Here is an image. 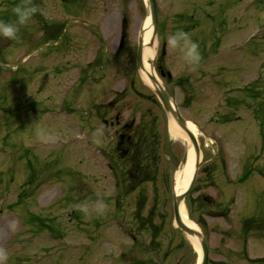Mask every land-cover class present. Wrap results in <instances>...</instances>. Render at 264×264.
I'll return each mask as SVG.
<instances>
[{
  "label": "rangeland",
  "instance_id": "obj_1",
  "mask_svg": "<svg viewBox=\"0 0 264 264\" xmlns=\"http://www.w3.org/2000/svg\"><path fill=\"white\" fill-rule=\"evenodd\" d=\"M32 3L46 20L67 23V41L78 44L69 43L65 51L71 52L63 56L56 47L49 53L44 45L34 50L42 44L44 30L35 13L18 30L34 44L28 38L0 36L4 264H197L199 252L173 221L174 174L186 146L169 132V116L160 102L147 97L152 91L135 66L138 31L148 16L145 0ZM14 5L0 0V20L17 22ZM157 6V51L165 42L163 63L172 79L158 75L183 116L199 127L202 162L185 209L195 222H205L208 264L263 262L264 0H157ZM123 16L127 54L108 59L102 77L81 82L79 68L95 56V48L102 56L116 50ZM177 30H188L197 42V64H187L168 43ZM56 59L67 63L62 74L43 64ZM133 80L136 85L123 98L119 90ZM117 94L110 116L120 112L122 124L135 119L150 130L156 146L149 149L157 164L154 181L144 176V182L132 185L136 171L128 165L130 157L119 159L116 137L102 131L103 104ZM144 150L135 145L137 153ZM80 182L84 184L77 187ZM204 193L215 204L206 202L200 209ZM151 208L150 223L159 225L157 232L145 223ZM246 216L258 219V231L247 237L240 232Z\"/></svg>",
  "mask_w": 264,
  "mask_h": 264
},
{
  "label": "bare ground",
  "instance_id": "obj_2",
  "mask_svg": "<svg viewBox=\"0 0 264 264\" xmlns=\"http://www.w3.org/2000/svg\"><path fill=\"white\" fill-rule=\"evenodd\" d=\"M142 26L144 28L143 30V33H144L143 59H144V64L146 68L145 70H141V76L147 85L155 86V84L153 85V82L150 79L149 73L154 74V75L156 74V76L160 80L159 84L161 86L163 85V83L151 63L152 58H154V56L157 54V40H156V37H154L153 39V24L151 23L149 16H147L143 20ZM188 126L198 136L197 127L191 120L188 121ZM168 127H169V132L171 133V135L175 138L180 139L187 148V159L183 162V164H181L178 167V169L175 171V174H174V191L175 193L178 194L186 188V186L188 185L191 179V176L194 170V162H195L196 156H195L193 143H192L190 136L176 122V120L171 115L169 116ZM180 211H181L180 212L181 216L189 225L198 228V225L196 224V222L188 215L185 209L184 203L181 204ZM191 240H192V243L195 249L200 254V246L197 242V239L194 237H191Z\"/></svg>",
  "mask_w": 264,
  "mask_h": 264
},
{
  "label": "water",
  "instance_id": "obj_3",
  "mask_svg": "<svg viewBox=\"0 0 264 264\" xmlns=\"http://www.w3.org/2000/svg\"><path fill=\"white\" fill-rule=\"evenodd\" d=\"M147 4H148V14L150 15V20H151V23L153 24V29H154V32H155L156 31V27H157L156 0H147ZM143 42H144L143 28H141L140 29V33H139L138 50H137V65H138L140 70H145L144 64H143V60H142V50H143V45H144ZM150 77H151L153 83L155 84L154 90L158 94V96L160 97L165 109L170 114H172L173 117L176 119V121L186 130V132L190 136V138L192 140V143H193V148H194L196 159H195V163H194V170H193V173H192V178L190 180L189 185L187 186V188L182 193H180V194H176L175 193L174 194V196H173V206H174L175 220H176L177 224L188 235L196 238L197 241L200 244L201 251H202V256H201V260L199 261L198 264H207V261H208V247H207L206 240H205L202 232L200 230L190 226L189 224H187L183 220V218H182V216L180 214V203L183 200L185 194L192 187L193 182H194L195 177H196L198 166H199L200 149H199V146H198V142H197V139H196L194 133L190 130V128H188L186 119L181 115V113L178 110V108L171 101V99L169 98V96L166 93V91L164 90V88L162 86H160V84L157 81L156 77L154 75H151V74H150ZM185 160H186V155L184 157V161Z\"/></svg>",
  "mask_w": 264,
  "mask_h": 264
},
{
  "label": "clouds",
  "instance_id": "obj_4",
  "mask_svg": "<svg viewBox=\"0 0 264 264\" xmlns=\"http://www.w3.org/2000/svg\"><path fill=\"white\" fill-rule=\"evenodd\" d=\"M12 10L16 14L17 22L0 20V36L14 39L19 30V25L27 23L29 18L38 10V7L32 3V0H22L21 3L14 5ZM167 40L173 48L179 50L187 64L195 65L198 63L200 58L198 44L191 40L183 30H177L176 33L169 35ZM5 259L6 255L0 252V264H4Z\"/></svg>",
  "mask_w": 264,
  "mask_h": 264
},
{
  "label": "flooded vegetation",
  "instance_id": "obj_5",
  "mask_svg": "<svg viewBox=\"0 0 264 264\" xmlns=\"http://www.w3.org/2000/svg\"><path fill=\"white\" fill-rule=\"evenodd\" d=\"M48 24H51V22L53 23H57V24H60L61 21L59 20H48L47 21ZM53 37H57V35H54V36H46V35H43L41 36L40 38H43V42L45 43V46L47 47V43L49 42V38H53ZM67 47V43L66 42H61L57 45V50L56 51L57 53H60V51H62L63 49L62 48H65ZM51 46H48L47 47V50L46 52H50L52 49ZM123 48L122 50H124L125 48V43H123L122 47ZM59 55V54H58ZM63 55H66V51L60 53V56H63ZM48 56H44V58H46ZM59 57V56H57ZM62 58V57H60ZM63 59H66V58H63ZM70 60V59H69ZM48 64H52V70H54L55 72L54 73H60L62 74L65 69H66V61H62L61 59H56V61H48L46 62ZM71 63V62H69ZM90 63V62H89ZM88 71H91L93 70V67L92 66H89L87 67ZM81 70H82V66L79 68V77L81 76ZM78 77V79H79ZM77 85V83H76ZM125 86L126 84H123L122 86V90L125 92L126 89H125ZM126 94H124L125 96ZM117 103V101H115V98L113 97L112 100H109L108 102L106 101V104H103V111H101V114H103V118H101L104 122V125H103V129L102 131L105 133V134H113L112 135V138H119V136L122 134V133H125V130H124V127H123V124L121 122V115H120V112H117L114 117L110 116V114L108 113L110 109H114L115 108V104ZM107 106V107H106ZM105 114V115H104ZM112 117V118H111ZM124 123V122H123ZM113 131V132H111ZM134 133V131H132L131 134V137H132V134ZM129 140H130V137H128V133H125V136L123 138V142L124 144L126 145H129ZM116 150V149H115ZM117 154H120V151H116ZM200 203L198 205V208L200 209H203L205 208V206L207 205V203H205L204 201L202 200H198ZM215 203L214 202H210L209 205H214ZM204 223V222H203ZM204 229H206V226L203 225ZM256 264H264V261L260 262V263H256Z\"/></svg>",
  "mask_w": 264,
  "mask_h": 264
},
{
  "label": "trees",
  "instance_id": "obj_6",
  "mask_svg": "<svg viewBox=\"0 0 264 264\" xmlns=\"http://www.w3.org/2000/svg\"><path fill=\"white\" fill-rule=\"evenodd\" d=\"M137 155H138V154H137ZM148 175H149V174H148ZM152 178H153V177H152ZM147 179H148V180H150V179H151V175H150V176H148V177H147Z\"/></svg>",
  "mask_w": 264,
  "mask_h": 264
}]
</instances>
